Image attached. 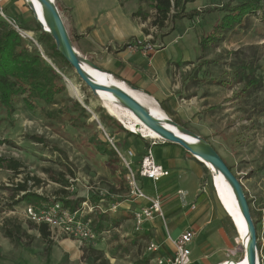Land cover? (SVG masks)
<instances>
[{
  "label": "rangeland",
  "instance_id": "rangeland-1",
  "mask_svg": "<svg viewBox=\"0 0 264 264\" xmlns=\"http://www.w3.org/2000/svg\"><path fill=\"white\" fill-rule=\"evenodd\" d=\"M240 1L195 0L187 4L186 12L201 13L192 19L185 18L183 24L195 28L203 38L224 21L227 13L222 7H234ZM3 8L7 20L20 31H32L33 39L23 34L26 46L45 56V61L61 76L65 92L56 96L54 104L31 101L34 110L19 97L13 113L9 114L0 107V140L3 142L0 157L15 159L24 165L20 176L0 169V264H151L152 256L146 253L151 240L162 246L163 251L170 252L167 235L176 237V232L183 229L178 213L186 212L189 206L184 205L180 193L175 195L177 190L172 187L176 185L191 192L186 200L188 204L192 203L194 195L192 205L207 197L209 203L206 202L205 206H216L223 218L222 228L208 225L205 227L207 233L197 232L196 243H202L205 236L220 227L227 246L224 261L241 260L242 253L235 243L237 232L217 198L212 173L196 159L197 171L184 167L189 184L182 183L184 177L177 170H172L171 175L156 183L141 180L145 191L159 196L163 202L165 221L158 218L146 223L143 228L148 233L135 232L131 212L138 205L130 201L125 168L117 157H108L104 150L112 140L123 153L131 149L141 154L154 140L143 139L127 130L104 108L75 71L54 55V41L42 38L43 32L39 31L36 18L25 0H6ZM60 13L67 25L66 14ZM261 15V12L252 14L242 25L225 31L216 46H210L202 54L201 60L206 64L197 65L196 73L198 77L206 78L209 84L206 87L198 82L196 87L204 90L212 105L208 110L211 124L218 127L202 139L215 148L244 186L256 223L260 264H264V21ZM0 20L14 28L8 21ZM181 21L175 23L181 25ZM163 37L157 35L161 41ZM245 63H253L256 76L263 80L259 88L247 95L242 94L244 83L239 81L237 74ZM185 79L183 74L178 78L183 84ZM69 83H73L79 96L70 89ZM162 150L151 147L157 163L170 158L162 154ZM141 158L139 155L132 160L135 172ZM26 175L41 179V186L31 187V191L43 195L49 207L63 197L57 195L63 189L68 192V200H83L81 204L88 202L90 208L94 207L89 217L97 239L91 245H80L61 231L52 229L49 241H45L28 219L27 208L31 205L19 203L20 197L15 195V185ZM30 186H34L32 182ZM212 211L208 208L207 216L210 217ZM121 216L127 219L116 223L114 218ZM10 220L21 224L27 232L17 244H12L3 235L2 228Z\"/></svg>",
  "mask_w": 264,
  "mask_h": 264
},
{
  "label": "crops",
  "instance_id": "crops-1",
  "mask_svg": "<svg viewBox=\"0 0 264 264\" xmlns=\"http://www.w3.org/2000/svg\"><path fill=\"white\" fill-rule=\"evenodd\" d=\"M56 2L58 9L66 14V26L73 45L83 57L118 81L135 88L158 105L167 119L195 135L205 138V135L218 129L211 124V114L208 113L212 105L207 101L204 90L196 87L198 82L204 83L202 86L206 87L209 84L206 78H200L196 73L197 65L206 64L201 58L207 50H202V38L195 28L183 24L185 19H182L181 25L175 23L170 28L159 31L150 26V21L143 23L133 17L141 6L139 0H56ZM158 34L164 35L162 41L157 38ZM134 41L143 45L150 42L161 47L149 53L127 49V44ZM181 74L186 78L184 84L178 80ZM152 146L162 148V154L170 156L166 160L163 159L164 163L158 162L159 165L163 166L169 175L172 174V170H177L180 176L184 177L182 183L189 184V176L185 174L184 167L197 171L198 166L194 158L178 145L150 143L147 150ZM135 152L137 156L145 154ZM178 186L172 187L177 190L175 195L183 194L185 197L181 199L183 198L184 205L189 208L186 212L178 213L179 224L183 229L176 232V237L187 230L195 232L191 246V264L224 262V251L227 246L221 233L224 222L219 210L216 206L210 205L208 208L213 211L210 217L207 216L208 208L205 204L209 203V198L196 200V204L192 205L194 195L189 205L186 200L191 192ZM208 225H220L221 228L208 237L205 236L204 244L196 243L197 232H205Z\"/></svg>",
  "mask_w": 264,
  "mask_h": 264
},
{
  "label": "trees",
  "instance_id": "trees-1",
  "mask_svg": "<svg viewBox=\"0 0 264 264\" xmlns=\"http://www.w3.org/2000/svg\"><path fill=\"white\" fill-rule=\"evenodd\" d=\"M194 1L195 0H139L141 6L138 11L133 14V17L140 19L143 23L150 21V26L162 31L178 20L185 18L192 19L194 16H199L201 13L199 11L195 14H188L186 12L187 4ZM222 10L227 13L225 19H223L224 21H222L221 25L217 26L212 33L204 36L201 40V47L204 51L210 46L215 47L217 41L222 39V35L225 31L235 26L242 25L250 15H256L258 12H261V19L264 21V0H241L236 6L229 7L228 5L222 7ZM37 27L39 31H42V28L38 24ZM25 31L32 32L30 30ZM145 32L149 34L147 30H145ZM42 38L49 42L53 41L52 37L44 32L42 33ZM52 50L54 55L60 58L67 67L73 69L57 51L55 43L52 46ZM51 58L52 57L49 56V59ZM253 65V63H245L242 65L241 71L237 72L239 81L244 83L242 89V94L244 95L259 88L263 81L256 76ZM64 92L65 87L62 85V78L54 70L53 66L48 64L41 54L29 50V47L26 46L20 34L11 26L0 20V107L4 108L9 114L13 113L15 110V101L19 97L26 106L34 110L31 101L40 100L46 104H54L56 96ZM1 144H3V142L0 140V145ZM104 151L105 155L108 157L118 158L111 144L108 143ZM23 168L24 165L18 160L0 157V169L8 170L15 176H20L23 173ZM229 168L231 169V167ZM31 182L34 186H30ZM57 182L67 187V184L61 180ZM41 184V179L26 175L20 183L15 185V195L20 197L18 202L30 204L38 210L50 209V207L46 205L47 200L43 195L31 191V187H40ZM21 194L22 196H20ZM57 195H62L63 197H59V201L56 203H59L64 210H70L71 212H74L83 201L68 200V192L66 189L60 190L57 192ZM121 217H115L114 221L118 223L122 219H127L125 216ZM30 223L45 241H49L50 228L48 225ZM2 231L4 237L12 244H17L21 241L22 237L27 236V232L22 225L11 220L5 223ZM148 232L149 231L144 232V234ZM95 261H99V258H95ZM103 264L105 263L103 262Z\"/></svg>",
  "mask_w": 264,
  "mask_h": 264
},
{
  "label": "water",
  "instance_id": "water-1",
  "mask_svg": "<svg viewBox=\"0 0 264 264\" xmlns=\"http://www.w3.org/2000/svg\"><path fill=\"white\" fill-rule=\"evenodd\" d=\"M38 2L41 6L40 12L36 10L35 6L34 8L30 9L32 12H34L37 24L42 28L44 33L52 37L57 47V51L73 68L76 75L85 84V86L89 88L92 94H95L99 91L113 94L115 97L120 99L148 129L156 132L163 139L162 141L164 144L170 143L180 146L201 164L202 161L208 162L230 184L238 202L243 220L242 222L240 220V225L244 227L246 226V236H249V240H247L248 242L245 246L246 253L244 261L247 264H259L260 257L256 225L252 218L251 207L246 196L244 186L241 180L224 162L215 148L209 143L205 142L200 136H197L189 130L179 126L172 120L156 117L147 104L141 102L133 95V92H138L135 88L127 86L123 82L118 81L113 76L105 73L92 61L83 57L73 45L66 23L56 4V0H38ZM42 57L47 60L43 55ZM85 67L93 71L106 74L109 77V84L99 83L85 70ZM101 101H103V99H101ZM166 124L180 127L181 131L184 132L185 135L181 136L177 134ZM188 134L193 135L194 138L188 137ZM217 196L220 199L228 217L234 223L233 225L236 231L240 234V225H237L234 217L230 214L229 210L222 202L220 195L217 194Z\"/></svg>",
  "mask_w": 264,
  "mask_h": 264
},
{
  "label": "built area",
  "instance_id": "built-area-1",
  "mask_svg": "<svg viewBox=\"0 0 264 264\" xmlns=\"http://www.w3.org/2000/svg\"><path fill=\"white\" fill-rule=\"evenodd\" d=\"M5 1L0 0V18L8 21L3 8ZM8 22L23 37L18 26L10 21ZM160 47V45L151 44L150 42H147L146 45L137 41L127 44V49L131 51H143L144 53H149ZM109 142L125 168V179L129 188L130 201L138 205V208L131 212L134 230L136 233L145 232L146 230L143 227L146 223L153 222L158 218L163 221L165 219L161 199L158 196L149 195L141 184V180H150L156 183L168 177L169 172L155 161L151 149L147 150L142 156L138 164V170L135 172L132 169V160L137 156L136 152L130 149L123 153L116 148L112 140H109ZM157 142L164 144L162 140H154L153 145L157 144ZM181 195L185 197L183 194ZM93 208L89 207L88 202L82 203L74 212L64 210L59 203H56L48 210H38L33 206H29L27 208V216L29 221L37 225H48L50 230L57 229L64 236L76 241L80 245H91L98 237L94 231L93 222L89 217V213L93 212ZM192 208L195 209L194 206ZM114 209H117V206H114ZM194 239L195 232L191 230L185 231L176 238L168 234L167 241L171 247L170 252L163 251L162 246L153 243L151 240L146 247V253L152 256L151 264H191V246Z\"/></svg>",
  "mask_w": 264,
  "mask_h": 264
},
{
  "label": "bare ground",
  "instance_id": "bare-ground-1",
  "mask_svg": "<svg viewBox=\"0 0 264 264\" xmlns=\"http://www.w3.org/2000/svg\"><path fill=\"white\" fill-rule=\"evenodd\" d=\"M25 2L27 3L28 7L30 9L34 8V6L36 7V10H38V12H40L41 6L38 2V0H25ZM34 14V12H33ZM35 17V15H34ZM22 34H24L27 38L29 39H33V34L32 32H28V31H21ZM85 70L91 75L93 76L99 83L101 84H109L108 81V76L106 74L103 73H99L96 71H93L87 67H85ZM70 85V89L75 91V93L77 94V96H79V93L77 92L76 87L73 85V83H69ZM93 95L95 97H97V99L102 102L104 108H106L108 110V112H110L112 114V116L117 117L120 122L124 125V127L133 132L134 134L139 135L140 137H142L143 139H147V140H163L156 132L148 129L141 121L140 119L133 113L131 112L127 106L117 97H115L113 94L111 93H106L103 91H99L97 93H93ZM133 95L138 98L141 102L145 103L148 105V107L151 109L152 113L161 119H167L166 115L158 108V105H156L154 102H152L150 99H148L146 96H144L143 94H140L138 92H133ZM103 99V101H101V99ZM105 109V110H106ZM168 127L172 128L177 134L184 136L185 133L181 131L180 127L178 126H172V125H168L166 124ZM188 137L190 138H194L193 135H189ZM202 164L208 169L210 170V172L212 173V177H213V186L215 188L216 194L220 195V198L222 200V202L224 203V205L227 207V209L229 210L230 214L234 217L235 221L237 222V225H240V220L241 222L242 217H241V212H240V208L238 205V202L235 198V194L234 191L232 189V187L230 186V184L223 178V176H221L217 170H215L208 162H203ZM218 198V196H217ZM220 204L221 201L218 198ZM222 206V204H221ZM223 210L225 211L224 207L222 206ZM226 213V211H225ZM227 214V213H226ZM232 221V220H231ZM233 223V222H232ZM234 224V223H233ZM246 226H242L240 225V234L237 232V238L235 240V243L238 245V249L239 251L242 253V259L239 261L233 260V259H229L226 260L220 264H247L244 260H245V253H246V248L245 246L247 245V240H249V236H246L247 234V228ZM260 264V261H259Z\"/></svg>",
  "mask_w": 264,
  "mask_h": 264
}]
</instances>
